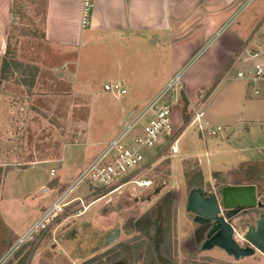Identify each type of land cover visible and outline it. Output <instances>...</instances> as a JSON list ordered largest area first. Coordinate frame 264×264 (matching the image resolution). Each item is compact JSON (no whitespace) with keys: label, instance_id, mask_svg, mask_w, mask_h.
I'll return each instance as SVG.
<instances>
[{"label":"rangeland","instance_id":"1","mask_svg":"<svg viewBox=\"0 0 264 264\" xmlns=\"http://www.w3.org/2000/svg\"><path fill=\"white\" fill-rule=\"evenodd\" d=\"M17 2L22 7L18 14H12L10 26L13 28L10 30L9 27L8 35L13 59L24 65L38 64L42 72H50L55 80L68 84L70 91L54 95L49 91L53 89H48L51 82L47 81L44 87L41 78L35 79L32 88L25 87L20 83L21 72L12 69L5 75L7 79L0 82V264H88L91 260L90 264H96L102 252H107V257L115 256L121 246L128 249V264H171L168 261L211 264L215 261L199 247L194 249L190 245L195 226L191 222L192 215L185 211L187 182L194 173L197 177V172H200L202 189L210 194L218 193L227 185L252 184L256 186L257 199L262 200L264 179L259 176L264 163L246 164L235 173L214 175L211 172L207 175L205 168L202 172L196 160L190 159L182 162L180 174L174 173L170 177L172 154L165 134L160 136V147L142 149L146 163L131 178L137 184L131 183L110 194L88 189L86 184H82L71 192L67 200L58 204L59 210L50 213L49 218L57 214L53 221H43L45 218L42 216L47 209L121 131L127 116L131 112L137 114L172 77L168 75L167 39L163 32L145 33L147 45L122 34L120 39L108 34L93 40L95 34L87 32L82 47L75 53L71 50L61 52L48 47L40 38L44 27L39 0ZM263 17L264 0H255L228 29L229 34L218 39L217 45L234 51L238 42L247 40ZM33 30H37L33 33L35 37L21 36ZM161 38L165 42L157 49L150 45V42ZM85 39L90 40L89 44ZM216 57L221 61L227 59L220 52ZM51 66H57V69ZM186 72L179 74L180 81H184ZM234 76L235 70H232L228 80L213 89L206 103V117L231 116L229 111L236 114L237 108L229 105V99L240 88L247 93V87L243 83L236 84ZM116 81L126 90L121 98L104 90L105 85ZM182 94L185 95L184 88L176 84L166 97L173 104L174 128L188 129L181 145L185 146L183 149L192 150L194 137H199V132L190 124L189 105L184 114L182 100V107L177 104ZM44 104L48 109L42 107ZM75 108L76 112L73 111ZM79 108L88 109L86 122L80 120L82 112L78 111ZM209 123L204 136L206 140L214 141L222 132L211 137L210 130L215 129L217 123L223 129L225 125L219 120ZM244 125L248 126L245 132ZM244 125L231 124L235 135L229 143L234 147L259 146L262 154L254 148L244 155L245 159L253 161L260 157L264 160V127L260 128L255 123ZM138 130L139 127L127 136L128 143H133ZM178 133L179 130L174 132V138ZM30 156L33 162H28ZM210 160L213 166L223 163L222 169L227 170L230 164L237 165L241 158L240 155H231L217 161ZM25 165L28 167L22 168ZM10 166L14 170L5 175V169ZM51 170L54 171L53 176H50ZM73 198H80L82 202L65 208L63 205ZM246 217L253 220L256 214L250 211ZM36 222L38 226L32 229ZM160 229H169L170 238L163 237L166 233L159 236ZM115 230L120 231V237L105 245ZM245 231L244 226L236 228L240 242ZM162 239L169 240L170 249L165 243V247L161 246ZM174 242H177L180 252L176 247L174 249ZM154 252L157 261L152 258ZM218 258V261L225 262L222 264H264V256L258 252L237 262L222 253Z\"/></svg>","mask_w":264,"mask_h":264},{"label":"crops","instance_id":"2","mask_svg":"<svg viewBox=\"0 0 264 264\" xmlns=\"http://www.w3.org/2000/svg\"><path fill=\"white\" fill-rule=\"evenodd\" d=\"M82 1L46 0L44 40L48 47L61 52L62 50L64 52L71 50L75 53L78 48L82 47L87 32L95 34L93 40L101 39L102 36L108 34H114L120 39L119 35L122 34L126 37L130 36L134 42L147 45L145 33L163 32L167 39L166 55L169 77L174 78L177 75L180 77L179 74L187 70L185 79L180 81V85L184 88L189 106H194L197 102L196 95L203 92L206 99L202 107L204 115L202 120L207 119L204 122L208 123L218 120L224 122L225 129L221 128L222 134L214 141H208L205 136L198 135L199 137H197L196 135L192 143L194 146L192 150L183 149L185 146L181 145L188 129L180 130V127L174 128L173 125V132L179 130V133L176 137L177 153L172 155L170 160V177H173L174 173L180 174L182 162L190 159L196 160L202 172V168H205L207 175L211 172L235 173L246 164L264 163L260 157L252 161L251 159L246 160L244 156L254 148H257L259 154H262L261 147H234L229 143L230 138L235 135V131L231 127L232 123H243V125L255 123L260 128L264 127V99L253 98L248 88L247 93L240 88V91H234L229 99V105L232 107L234 105L237 108L236 114L234 111H229L231 116L208 118L205 113L207 100L218 86L228 80V78L221 79V77L226 74L233 54L242 43L239 41L234 51L226 50L217 45L218 39L228 35V29L234 24L216 36L231 15L230 7L224 0H94V6L88 15L86 26L82 23ZM13 2L14 0H0V56L6 50ZM89 42L90 40L85 39V43L89 44ZM164 42L165 39L161 38L150 42V45L157 49V46ZM219 52L226 56L225 61L216 57ZM37 65L35 66L39 67ZM52 67L57 69V66ZM214 84V90L208 93ZM236 84L243 85L238 82ZM177 104H181L182 107L181 99L178 98ZM121 110L125 111V108ZM131 114L132 112L127 116V120ZM217 124V127L221 126L219 123ZM247 127V125L244 127V132ZM247 133L249 134V131ZM198 147L199 149H197ZM231 155H240L241 160L238 161L237 165L230 164L227 170L222 169L223 163L213 166L210 160L214 161L220 157ZM205 252L208 253L206 254L207 257L217 259L221 253L218 249Z\"/></svg>","mask_w":264,"mask_h":264},{"label":"built area","instance_id":"3","mask_svg":"<svg viewBox=\"0 0 264 264\" xmlns=\"http://www.w3.org/2000/svg\"><path fill=\"white\" fill-rule=\"evenodd\" d=\"M224 1L230 7L231 15L223 28L217 32L216 36H219L230 25L235 23L255 2V0ZM93 6L94 0L82 1V23L84 26L88 24V15ZM232 70H235L233 80L246 85L251 97L264 99V17L247 40L243 41L239 49L233 54L230 66L221 79L228 78L229 72ZM176 84L180 86V78L178 75L172 78L163 90L137 114H132L128 118L118 135L102 148L93 161L81 170L73 183L67 186L65 192L58 198V201L49 210L47 209L42 216L43 219L45 218L43 221L47 223L48 221H53L57 214L49 218L50 213L58 210V204L67 200L71 192L82 184H86L88 189L103 190L109 194L115 193L131 183L137 184L131 178L146 163L142 149H155L160 147L158 145L161 134H165L167 137V143H169L168 148L171 154L174 155L177 153V141L174 138L172 121L173 104L166 97ZM104 90L116 98H121L126 94V90L121 88L119 83L105 85ZM196 96V104L189 106V112L191 113L190 124L197 127L200 136H204V129L210 125L208 122L203 123L202 120L204 116L202 107L206 98L203 92L198 93ZM138 127L139 130L136 133L133 143H128L127 136L132 132L135 133ZM220 130V127L210 130L209 136L213 137L218 135ZM53 175L54 171L51 170L50 176ZM77 202L82 201L80 198H73L63 206L67 208L69 205ZM36 223L32 226V229L38 226L39 223ZM233 234L234 239L239 237L238 235V237L236 236L235 229H233Z\"/></svg>","mask_w":264,"mask_h":264},{"label":"water","instance_id":"4","mask_svg":"<svg viewBox=\"0 0 264 264\" xmlns=\"http://www.w3.org/2000/svg\"><path fill=\"white\" fill-rule=\"evenodd\" d=\"M133 114V113H132ZM263 200V199H262ZM257 199L255 185H227L218 193H206L202 188L190 190L186 197L185 211L193 216L192 222L199 226L202 251L218 249L227 257L238 261L254 256H264V201ZM263 210L255 226L247 229L244 240L247 247H241L233 238L230 220L241 212ZM120 231L115 230L105 245L115 242Z\"/></svg>","mask_w":264,"mask_h":264},{"label":"trees","instance_id":"5","mask_svg":"<svg viewBox=\"0 0 264 264\" xmlns=\"http://www.w3.org/2000/svg\"><path fill=\"white\" fill-rule=\"evenodd\" d=\"M33 1H36V0H32V2ZM39 2H40L41 7L43 8L42 24L44 27L46 0H39ZM21 7H22L21 5L18 6L17 0H14L13 5H12V9H11V14H18L19 10H20L19 8H21ZM11 28H13V25L10 26V30H11ZM9 33H10V31H9ZM33 33H37V30H33V32H29V33H26V32L22 33L21 36H23V37H35V34H33ZM44 37L45 36H44V29H43V31L40 35V38L44 39ZM13 56L14 55H11V53H10V39L8 37L5 53L3 54V56H0V82L7 79L5 75L8 72H10V70L12 69L13 71H20L21 72L20 75H21L22 79L20 80V83L25 87L32 88L35 84V79L41 78V83H42L41 85H43L44 87L47 86V81L51 82V84L48 86V89H53V90H49V91H52L54 95H60L58 93H62L63 91L64 92L70 91V86L68 84H65L64 82H59V81L55 80V78L53 77V75L50 72H42L38 67L32 66L30 64H27V65L21 64V63L17 62L16 60H14ZM213 88H214V86L208 90V93H210L213 90ZM181 100L183 102V113L185 114L189 103H188V100L184 94L181 95ZM42 107L47 108V104H44V106H42ZM79 109L80 110H78V111L82 112V116H81L80 120L83 122H86L87 118H88V113H89L88 109H86V108H79ZM73 111L76 112L77 108H75ZM28 162H33L32 156H30V158L28 159ZM27 167H28V165H25L22 168H27ZM13 170H14V168L10 166L7 169H5L4 173H5V175H7ZM0 171H1V168H0ZM197 173H199V174H197L198 175L197 177L194 176L195 173L193 175L191 174L193 177L191 176V179H189L187 182L188 192L190 190H193L196 188H202V183H201L202 175L200 174V172H197ZM214 175H217V174L215 173ZM163 237H165V239L170 238V231L168 230ZM162 243H163V244H161L162 247H165V245H164V243H165L166 248L170 249L169 240L167 242L166 240L163 241V239H162ZM153 257H154V261H155L157 258L155 255V252L152 254V258Z\"/></svg>","mask_w":264,"mask_h":264},{"label":"flooded vegetation","instance_id":"6","mask_svg":"<svg viewBox=\"0 0 264 264\" xmlns=\"http://www.w3.org/2000/svg\"><path fill=\"white\" fill-rule=\"evenodd\" d=\"M259 178L261 180L264 179V168H263V171H262V174L261 176H259ZM264 201V199L262 200ZM252 212H254L256 214V217L253 219V220H250L249 217H246L247 214L250 212V211H246V212H241L240 214H238L236 217H233L231 220H230V223H231V227L232 229H235L236 228H239L241 226H244L246 228V231L248 228L250 227H253L255 226V222L256 220L258 219V216L263 212V210H259V209H254V210H251ZM193 220V216L191 217V222ZM252 221V222H251ZM193 223V222H192ZM193 225L195 226V229L193 230L192 232V236L190 238V245L193 246L194 249H196V247H199V249L201 250V234H200V229H199V226L194 224ZM168 230H165V229H160L159 230V236L162 237V233H166ZM245 231V233H246ZM234 236V234H233ZM234 238V237H233ZM176 239H174L175 241ZM239 246L241 247H247L248 244L246 243V241L244 240V238L241 239V242L237 239H234ZM176 243V244H175ZM131 247V246H128V248ZM174 249L176 247V251H179L180 250H177V242H174ZM172 247V249H173ZM130 249V248H129ZM120 252L116 253L115 256H111V255H108V257L106 256L107 255V252H102L100 255H99V259H98V262L96 264H128L129 261V253H128V249H124L123 246L120 247ZM173 251V250H172ZM202 251V250H201ZM220 251V250H219ZM17 252V250L13 253V255ZM203 252V251H202ZM221 253H223L222 251H220ZM177 253V252H176ZM175 254V253H174ZM12 255V256H13ZM177 255V254H176ZM180 255V254H179ZM226 256V255H225ZM106 257L108 260H106ZM227 257V256H226ZM177 259V257H175ZM228 258H232V257H228ZM211 259H214L215 261H212L211 264H222V263H225V262H222V261H218L217 258H211ZM111 260V261H110ZM114 260V261H113ZM165 261V260H164ZM236 261V260H235ZM91 262H93L92 260L87 262L88 264H90ZM167 262V261H165ZM169 263L171 264H178L177 261H168ZM167 262V263H168ZM237 262V261H236ZM180 264H182L181 262H179ZM228 263V262H226ZM184 264V262H183ZM191 264V263H189Z\"/></svg>","mask_w":264,"mask_h":264},{"label":"bare ground","instance_id":"7","mask_svg":"<svg viewBox=\"0 0 264 264\" xmlns=\"http://www.w3.org/2000/svg\"><path fill=\"white\" fill-rule=\"evenodd\" d=\"M145 185H148V184H145ZM145 185H144V186H145ZM58 210H59V209H58Z\"/></svg>","mask_w":264,"mask_h":264}]
</instances>
